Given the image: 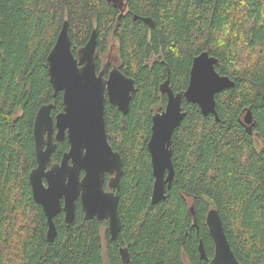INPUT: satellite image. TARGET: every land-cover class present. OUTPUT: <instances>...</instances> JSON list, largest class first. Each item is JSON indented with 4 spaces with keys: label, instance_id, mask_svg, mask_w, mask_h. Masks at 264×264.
<instances>
[{
    "label": "trees",
    "instance_id": "16d2710c",
    "mask_svg": "<svg viewBox=\"0 0 264 264\" xmlns=\"http://www.w3.org/2000/svg\"><path fill=\"white\" fill-rule=\"evenodd\" d=\"M125 7L0 0V264H122L119 247L127 250V264H209L210 209L218 211L238 264H264V0H126ZM65 21L74 54L95 30L97 72L113 69L102 55L114 51L116 68L135 82L126 114L107 102L104 110L109 145L123 161L117 242L107 224L85 219L77 201L71 225L62 212L53 219L57 234L49 243L28 181L36 167L37 111L50 104L54 118L63 110L46 59ZM202 52L218 60L216 71L234 87L215 96L218 121L183 101L185 117L171 145L175 178L165 199L152 205L147 144L152 116L166 105L159 87L168 68L172 90L185 91ZM244 109L259 137L241 124ZM68 149L67 140L58 144L51 163Z\"/></svg>",
    "mask_w": 264,
    "mask_h": 264
},
{
    "label": "water",
    "instance_id": "95a60500",
    "mask_svg": "<svg viewBox=\"0 0 264 264\" xmlns=\"http://www.w3.org/2000/svg\"><path fill=\"white\" fill-rule=\"evenodd\" d=\"M105 1L122 12V0ZM96 46L97 34L93 30L85 45L74 54L65 21L46 59L49 82L55 94H62L63 110L54 118L50 104L37 111L33 124L36 167L30 172L28 181L33 200L46 218L49 243L57 234L53 219L62 212L64 224L71 225L77 201L85 219L107 224L113 242H117L121 229L118 191L123 161L107 140L104 110L107 102L126 114L135 82L115 67L107 76L98 73ZM217 64L218 60L208 52L194 57L187 88L178 93L169 84L167 68V79L159 87L166 97V105L163 111L152 116L147 144L153 176L152 205L165 199L175 178L171 145L174 130L185 117L183 101L197 105L202 116L213 115L216 121L219 120L215 95L233 88L234 82L216 71ZM242 114L241 124L246 132L259 137L253 132L257 124L250 109H244ZM64 140L68 142V151L59 163H51L57 145ZM106 175L110 176L109 190L105 189ZM189 212L195 216L192 207ZM206 225L214 243V256L209 264H238L216 209L208 211ZM198 250L200 258L207 261L201 242ZM119 256L122 264L128 263L126 248L119 247Z\"/></svg>",
    "mask_w": 264,
    "mask_h": 264
},
{
    "label": "rangeland",
    "instance_id": "374dc122",
    "mask_svg": "<svg viewBox=\"0 0 264 264\" xmlns=\"http://www.w3.org/2000/svg\"><path fill=\"white\" fill-rule=\"evenodd\" d=\"M108 56H109V59H110L109 60V64L111 66L116 67L118 65V60L116 58V55H115L114 51H111V52L109 51L108 55L107 54L102 55V64L104 65L106 63Z\"/></svg>",
    "mask_w": 264,
    "mask_h": 264
},
{
    "label": "flooded vegetation",
    "instance_id": "af4514ba",
    "mask_svg": "<svg viewBox=\"0 0 264 264\" xmlns=\"http://www.w3.org/2000/svg\"><path fill=\"white\" fill-rule=\"evenodd\" d=\"M122 1H123V6H122V12H123V11L126 9V7H125L126 0H122ZM119 11H120V10H119ZM120 12H121V11H120ZM113 68H114V66H113ZM115 68H116V67H115ZM109 71H110V70H109ZM109 71H108V72H109ZM106 76H107V74H106ZM107 176H108V175H107ZM109 178H110V176L108 177L107 180L105 179V189H106V190H109L108 187H107V182H108Z\"/></svg>",
    "mask_w": 264,
    "mask_h": 264
},
{
    "label": "bare ground",
    "instance_id": "6f19581e",
    "mask_svg": "<svg viewBox=\"0 0 264 264\" xmlns=\"http://www.w3.org/2000/svg\"><path fill=\"white\" fill-rule=\"evenodd\" d=\"M96 52V51H95ZM219 63V62H218ZM216 96V95H215ZM185 113V112H184ZM108 140V139H107ZM75 217V216H74Z\"/></svg>",
    "mask_w": 264,
    "mask_h": 264
}]
</instances>
